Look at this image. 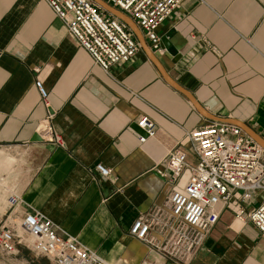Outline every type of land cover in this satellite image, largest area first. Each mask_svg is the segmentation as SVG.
Instances as JSON below:
<instances>
[{
    "label": "crops",
    "instance_id": "0c3cea01",
    "mask_svg": "<svg viewBox=\"0 0 264 264\" xmlns=\"http://www.w3.org/2000/svg\"><path fill=\"white\" fill-rule=\"evenodd\" d=\"M157 33L175 54L153 51L143 37L149 50L206 115L142 48L104 71L48 3L0 0V227L36 209L111 264H182L129 228L142 214L159 222L170 216L169 197L197 162L190 130L238 121L254 142L251 133L264 141V0H181ZM141 116L156 126L142 143ZM47 117L63 146L31 141ZM176 147L188 166L168 182L159 171ZM97 163L110 175L101 176ZM239 206L235 192L188 264H264V237L236 217ZM150 236L162 239L163 231L152 227ZM0 264L54 263L18 244L15 255L0 252Z\"/></svg>",
    "mask_w": 264,
    "mask_h": 264
},
{
    "label": "built area",
    "instance_id": "2783aa9c",
    "mask_svg": "<svg viewBox=\"0 0 264 264\" xmlns=\"http://www.w3.org/2000/svg\"><path fill=\"white\" fill-rule=\"evenodd\" d=\"M65 23L69 34L83 47L101 69L125 63L134 58L141 46L129 28L118 18L106 13L91 0H43ZM129 16L155 52L165 48L157 33L160 25L181 0H103ZM42 100L47 92L35 81ZM136 126L144 134H137L140 143L155 134V123L146 116L139 117ZM36 132L46 143L63 146L62 136L54 129L50 118L40 121ZM192 153L197 159L190 167V177L180 191L169 197L171 214L165 221L139 215L129 233L148 244L161 256L188 264L203 245L221 209L235 192L240 206L236 217L250 222L264 237V149L229 123H211L187 133ZM186 153L176 147L165 158V170L159 174L168 182H175L187 167ZM101 176L111 171L101 163L95 165ZM18 198L12 196L10 205ZM252 205L247 209V205ZM13 210V208H12ZM160 227L162 239L150 236L152 227ZM25 244L34 255H43L54 264H111L96 251L65 233L39 210L25 212L8 226L0 227V252L15 255L17 245Z\"/></svg>",
    "mask_w": 264,
    "mask_h": 264
},
{
    "label": "water",
    "instance_id": "95a60500",
    "mask_svg": "<svg viewBox=\"0 0 264 264\" xmlns=\"http://www.w3.org/2000/svg\"><path fill=\"white\" fill-rule=\"evenodd\" d=\"M91 1H93L97 6H99L106 13H108V14L118 18L119 20H121L129 28V30L132 32V34L134 35V37L137 39L138 43L140 44L141 48L147 53L148 57L158 67V69H159L160 73L162 74V76L164 77V79L172 87H174L176 90L183 93L199 111L204 113L202 108L197 105V103L195 102L193 97L190 95V93L188 91H186L183 87H181L178 83H176L172 78H170L168 76V74L162 68V66H161L160 62L158 61V59L156 58V56L149 50L139 28L136 26V24L133 22V20L129 16L125 15L124 13H122L118 9L114 8L113 6L109 5L108 3H106L103 0H91ZM161 43L168 53L175 54L173 47L171 46L170 42L168 41V39L165 36L161 37ZM204 114L206 115V113H204ZM233 123H235L236 125H238L242 128L244 127L238 121H233ZM138 129H139L140 133L144 134V132L140 128H138ZM251 137L264 149V141L259 136L251 133ZM40 140L41 139L37 134L31 138V141H40Z\"/></svg>",
    "mask_w": 264,
    "mask_h": 264
}]
</instances>
